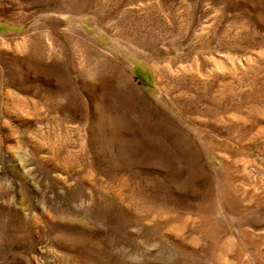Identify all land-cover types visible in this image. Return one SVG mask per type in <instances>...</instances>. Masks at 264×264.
<instances>
[{"label":"rangeland","instance_id":"rangeland-1","mask_svg":"<svg viewBox=\"0 0 264 264\" xmlns=\"http://www.w3.org/2000/svg\"><path fill=\"white\" fill-rule=\"evenodd\" d=\"M0 264H264V0H0Z\"/></svg>","mask_w":264,"mask_h":264}]
</instances>
